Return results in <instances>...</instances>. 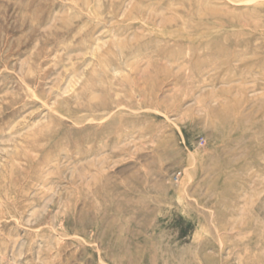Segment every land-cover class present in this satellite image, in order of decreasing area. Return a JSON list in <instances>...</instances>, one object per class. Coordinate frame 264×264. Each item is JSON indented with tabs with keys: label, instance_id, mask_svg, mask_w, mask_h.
<instances>
[{
	"label": "rangeland",
	"instance_id": "1",
	"mask_svg": "<svg viewBox=\"0 0 264 264\" xmlns=\"http://www.w3.org/2000/svg\"><path fill=\"white\" fill-rule=\"evenodd\" d=\"M0 264H264V0H0Z\"/></svg>",
	"mask_w": 264,
	"mask_h": 264
},
{
	"label": "bare ground",
	"instance_id": "2",
	"mask_svg": "<svg viewBox=\"0 0 264 264\" xmlns=\"http://www.w3.org/2000/svg\"><path fill=\"white\" fill-rule=\"evenodd\" d=\"M249 1V0H248Z\"/></svg>",
	"mask_w": 264,
	"mask_h": 264
}]
</instances>
